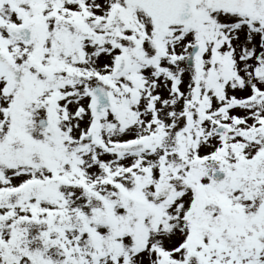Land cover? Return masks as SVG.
I'll return each instance as SVG.
<instances>
[{
    "label": "snow or ice",
    "instance_id": "6c2138e0",
    "mask_svg": "<svg viewBox=\"0 0 264 264\" xmlns=\"http://www.w3.org/2000/svg\"><path fill=\"white\" fill-rule=\"evenodd\" d=\"M0 264H264V0H0Z\"/></svg>",
    "mask_w": 264,
    "mask_h": 264
}]
</instances>
